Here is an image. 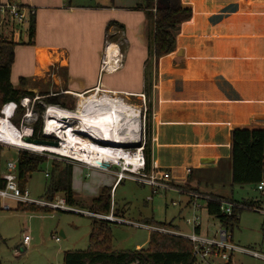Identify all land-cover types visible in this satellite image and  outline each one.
<instances>
[{
	"label": "crops",
	"instance_id": "obj_1",
	"mask_svg": "<svg viewBox=\"0 0 264 264\" xmlns=\"http://www.w3.org/2000/svg\"><path fill=\"white\" fill-rule=\"evenodd\" d=\"M22 1L37 13L31 48L21 50L18 61L15 49V87H21V78L25 85L30 80L48 85V76L58 74L74 95L91 89L137 97L148 92L153 109L152 166L171 171L177 185L230 198L223 187L233 186V130L264 128V0H183L193 9V18L181 25L176 49L155 61L150 77L147 59L139 56L152 47L154 20L137 7L138 0ZM120 35L129 43L125 65L103 69L107 41ZM28 55L32 64L23 60ZM74 171L75 167L73 188L84 202L98 196L102 187L120 184L117 170H109L114 179L107 181L100 174L89 186L79 184L78 191ZM185 202L180 211L189 212ZM60 235L68 238L63 230Z\"/></svg>",
	"mask_w": 264,
	"mask_h": 264
},
{
	"label": "rangeland",
	"instance_id": "obj_2",
	"mask_svg": "<svg viewBox=\"0 0 264 264\" xmlns=\"http://www.w3.org/2000/svg\"><path fill=\"white\" fill-rule=\"evenodd\" d=\"M79 1L84 3H94L95 1L106 3L111 0ZM109 39V41H113L115 38ZM119 39L120 41L124 39L125 42V46H121L124 53L123 66L125 65V54L129 43L125 40L126 38ZM15 42L17 43L16 61H18L22 54L20 51L31 48L27 32L24 30L21 35H17ZM146 49V54H142L139 58L142 60L147 59L146 76L148 74L150 77L155 59L152 54V47L148 50L147 46ZM23 60L25 62H31L32 64L33 57L28 55V57H24ZM57 75L58 74H51L48 76L50 79L48 85H45L42 80H30L32 79L31 74L26 75L30 81L27 82V85H25L23 89L28 90L33 88L35 91L30 90L32 95L23 96V98L29 97L31 101L25 108L20 106L24 109V113L20 118V123L16 124V126L21 130H25L26 124H24L23 121L24 116L27 112L32 113L35 121L28 124V126L34 128V124L40 121L42 135V137H35L33 135L31 138L32 140L53 141L52 138L44 136L43 133L44 122L47 118V108L58 107L80 113L83 109L85 99L88 98L89 95L99 94L100 97L108 95L114 99L119 98V100L124 101L128 106L137 108L136 110L141 114V121L139 123L141 124V127L137 135L138 140L130 147L126 145L125 148L127 152L136 153L140 147L145 150L149 142L152 141L153 109L150 107L152 98L148 92L145 96L137 97L123 93H109L97 89H91L82 94L84 97L77 98L72 92H67L64 82H61ZM14 81L15 83L17 82L16 86L20 85L15 76ZM52 98L56 99L49 102ZM71 124L72 125L68 126L66 130L77 128L79 125L78 123L73 122H71ZM133 128L135 129L134 131H136L138 127L136 125V127ZM128 130H130V128ZM62 134L64 136H62ZM61 137L64 138L66 136L64 133H61ZM20 151H27L35 155L44 156L47 160V162L43 163L39 170L34 172L29 179L27 188L33 198H44L45 187L48 182L45 172L50 174L53 164L58 166L59 169H62L66 165H71L73 170L75 167L74 181L77 185L76 187L78 191L79 184L89 186L90 184H93L91 182H95V178L100 176V174L102 176L104 175L106 180L109 181L114 177L109 170L120 171L119 167L112 164L110 165L109 170L105 172L95 171L86 166L76 167V165H79V161L57 159L44 152L25 148H5L2 157L3 171L6 169L7 160L17 161L18 152ZM202 187L204 188L206 186L204 185ZM223 188L225 194L237 202L259 201L255 205L243 209L240 213L239 223L235 225L229 233L231 241L234 244H240L241 246L250 248L264 255V193L258 190L256 185H229ZM112 200L115 203L114 212L118 210L119 213L124 214L126 219L140 223H144L149 219H154L158 222H176L174 224L175 226H178V228L176 227V230L181 229L184 233L192 232V227L183 220L184 215L185 217L189 216V212L180 211L186 198L179 193L174 191H163L153 194L152 188L149 185L143 184L139 182V180L130 177V174H127V176L122 179L121 183L119 185L117 184L113 189ZM173 200L180 202V204L173 206ZM8 203L10 204L11 209H6L2 206V209L0 210V260L3 264H63L64 251L68 249L75 250L88 248L92 229L91 226L94 218L79 211L84 208L88 210L87 207H83V209H81L82 207H75L77 210L73 211L51 210L50 212H31L17 211L16 207L18 203L12 201H8ZM83 205L86 206V204ZM258 208L262 209L263 212L256 210ZM202 218V235L208 238L215 237L222 224L217 218L208 216L206 211L202 212ZM177 223L180 224V226L177 225ZM110 224L114 236V248L116 250H140L149 247L150 230L129 224ZM207 225H209L208 233L206 230ZM61 230L67 233V239L61 237ZM26 234L31 237L30 245L28 244L29 246L23 244V238ZM56 237H61V241H57ZM22 244L24 249H21ZM232 259L237 264H264V259L236 251L233 252ZM214 262L218 264L222 263V260L216 258Z\"/></svg>",
	"mask_w": 264,
	"mask_h": 264
},
{
	"label": "trees",
	"instance_id": "obj_3",
	"mask_svg": "<svg viewBox=\"0 0 264 264\" xmlns=\"http://www.w3.org/2000/svg\"><path fill=\"white\" fill-rule=\"evenodd\" d=\"M137 7L144 9L154 20V32L152 38V54L157 61L159 58L172 53L176 49V34L181 25L193 18L194 12L190 6L184 5L183 0H138ZM35 35V19L29 29V44L33 43ZM122 38V35H120ZM119 38H115L114 40ZM116 40V41H117ZM17 43L0 41V112L3 105L10 101L20 103L25 95L32 92L22 87L25 78H21V87H15L11 81L12 66L15 61V49ZM125 46V44L123 45ZM124 49V47H123ZM150 83V82H149ZM56 98H52L51 101ZM152 108V103L150 104ZM24 109L19 107L12 122L20 123ZM34 136L42 137L41 122L34 124ZM5 147L0 144V189L5 188L6 182L2 177V157ZM146 158V171L152 167L151 142L144 150ZM18 179L19 186L25 190L32 174L39 170L40 166L47 162L44 156L35 155L27 151L18 152ZM232 185H256L264 180V128H236L232 133ZM45 187V200L52 201L58 195H62L71 207H87L90 212L108 214L112 208L113 187L104 186L98 196L84 202L73 188V167L66 165L59 169L52 165L47 177ZM122 179L119 183H121ZM216 196V195H215ZM220 197V196H217ZM234 200V199H231ZM259 201H245L246 206H253ZM83 204H86L84 206ZM2 204L0 200V210ZM17 211L50 212L51 210L34 204L18 203ZM243 209H235L230 216L220 212L217 201L208 203V212L217 218L222 226L230 231L239 223L240 213ZM119 215V211L115 212ZM94 218V217H93ZM144 223L154 226L175 229L173 222H158L154 219ZM199 231V229H197ZM192 241L182 236L166 234L158 231L150 232L149 247L140 250L121 251L114 248V236L111 224L94 218L87 249L67 250L64 252L63 264H196ZM0 264H3L0 260ZM218 264H232L218 263Z\"/></svg>",
	"mask_w": 264,
	"mask_h": 264
},
{
	"label": "built area",
	"instance_id": "obj_4",
	"mask_svg": "<svg viewBox=\"0 0 264 264\" xmlns=\"http://www.w3.org/2000/svg\"><path fill=\"white\" fill-rule=\"evenodd\" d=\"M36 8L32 5L24 3L22 0H0V41L15 42L17 35H21L25 30L27 32L28 38L30 25L33 23L36 16ZM122 38H125L122 36ZM107 41V47L105 51V58L103 60L102 67L103 69L108 70H117L122 66L124 53L121 49V46L124 45V39L120 41ZM126 40V39H125ZM127 41V40H126ZM16 43V42H15ZM110 44L117 46V52L114 53V59L112 64L109 63L108 57V48ZM142 96H145L143 94ZM29 97L23 98L20 103L15 101L7 102L3 105L0 112V124L1 119H8L11 122L12 133H19L20 138L26 140L27 137L32 138L34 135V128L29 127L28 124L33 123L35 118H33L32 113L27 112L24 116V124H26L25 130H21L12 122V118L16 115L17 110L20 106L27 107L30 102ZM57 107L47 108V114L51 109ZM61 109V108H59ZM48 121L47 118L44 122L43 133L44 136L50 137L53 139V142H57L58 145H62L64 138H62L56 131L47 130ZM8 129V127H6ZM9 130V129H8ZM62 136H64L62 134ZM0 144L5 148H22L10 144L2 139L0 136ZM45 154L52 156L57 159H70L76 160L85 164L88 168H96L102 171H108L110 165H115L120 168L118 172L119 181L123 179L127 174H130V177L139 180V182L149 185L152 188V193L157 194L159 192L174 191L179 193L181 196L187 198L185 206L189 210V216L184 218L185 223L189 224L192 227V232L184 233L182 231H177L175 229H169L166 227L154 226V225H145V223L134 222L125 218L117 216L114 212L115 203L112 200V208L109 214H99L93 213L88 210H79L81 213L90 215L94 218L103 220L109 223H122L135 225L137 227H145L151 231H158L166 234H173L182 236L184 238L192 241L194 245V255L197 258L196 264H216L214 260L220 258L222 262L232 264H237L232 259L233 252H239L243 254H248L256 258L264 259V255L252 250L250 248L241 247L237 244H234L231 241V236L229 231H227L223 226L217 231V234L213 238H208L203 236L201 233L202 228V212H208V203L210 201H217L220 205V212L225 216H230L234 213L235 209H246L249 206H246L243 202H237L236 200H230L223 197H217L212 194L202 192L199 189L193 188L189 185H177L174 183L173 175L169 170L156 169L153 166L151 167L150 173L146 171V158L144 150L142 147L138 149L136 153H130V155L137 156L138 165L131 164L126 161H114L109 164H89L77 160L71 156L63 155L60 153H54L49 151H44ZM149 173V174H147ZM187 173H191V168H187ZM49 176V173H46V177ZM2 177L6 182L5 188L0 189V200L1 204L6 209H11L8 201H15L16 203H25V204H34L37 206L46 207L53 211H73L77 210L74 207H71L67 204L64 197H56L54 200L49 201L45 199H38L31 197V193L28 188L22 190L19 186L18 179V165L17 161L8 160L6 164V169L2 172ZM258 190L264 193V180H262L258 186ZM180 202L173 200L172 205L177 206ZM251 207V206H250ZM263 212L262 209H256ZM199 229V231L197 230ZM219 236V237H217ZM60 237H56L57 241H60ZM30 237L27 236L24 239L25 245H28Z\"/></svg>",
	"mask_w": 264,
	"mask_h": 264
},
{
	"label": "bare ground",
	"instance_id": "obj_5",
	"mask_svg": "<svg viewBox=\"0 0 264 264\" xmlns=\"http://www.w3.org/2000/svg\"><path fill=\"white\" fill-rule=\"evenodd\" d=\"M115 52L117 46L110 44L108 48L110 65ZM75 95L84 97L79 93ZM136 109L119 98L114 99L108 95L100 97L99 94H94L85 99L80 113L58 107L48 112L47 130L56 131L60 136L64 133L66 138L62 145L40 144L20 138L19 133H12L11 122L8 119H1L0 136L18 147L60 153L89 164H109L120 160L138 165L137 156L130 155L125 148L126 145L130 147L138 140L141 114ZM71 122L78 123V127L66 130L72 125ZM136 125L138 128L134 131L133 127Z\"/></svg>",
	"mask_w": 264,
	"mask_h": 264
},
{
	"label": "water",
	"instance_id": "obj_6",
	"mask_svg": "<svg viewBox=\"0 0 264 264\" xmlns=\"http://www.w3.org/2000/svg\"><path fill=\"white\" fill-rule=\"evenodd\" d=\"M27 141H33L35 143H43V144H50V143H53L55 145H57V142H53V141H40V140H32L31 138L27 137L26 138Z\"/></svg>",
	"mask_w": 264,
	"mask_h": 264
}]
</instances>
